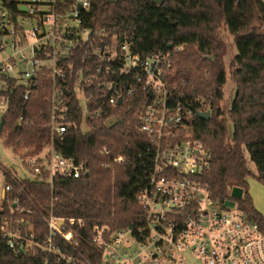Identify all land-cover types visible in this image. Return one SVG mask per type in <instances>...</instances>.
Listing matches in <instances>:
<instances>
[{"label":"built area","instance_id":"1","mask_svg":"<svg viewBox=\"0 0 264 264\" xmlns=\"http://www.w3.org/2000/svg\"><path fill=\"white\" fill-rule=\"evenodd\" d=\"M90 6L89 0H0V136L8 143L5 119L17 96L19 122L31 124L23 112L37 88L46 93L50 121V137L41 150L9 145L31 177L18 179L3 170L0 197L13 189L5 184L7 176L16 183L46 179L51 188L55 179L87 176V162L66 157L57 147L74 115L81 111L82 126L90 129L89 120L117 118L120 105L137 101L131 127L147 140L139 156L149 158L135 194L140 211L129 226L93 227L101 263L264 264V232L236 202L221 204L203 180L213 157L193 130L198 113L211 114L207 101L171 84L164 69L168 51L142 54L127 37L88 27ZM125 162L117 155L104 167L113 170ZM17 202L10 215L0 216V242L15 257L47 254L66 264H91L79 253L64 251H76L73 226L82 227V220L51 212L45 218L49 232L37 240L31 224L13 217Z\"/></svg>","mask_w":264,"mask_h":264},{"label":"trees","instance_id":"2","mask_svg":"<svg viewBox=\"0 0 264 264\" xmlns=\"http://www.w3.org/2000/svg\"><path fill=\"white\" fill-rule=\"evenodd\" d=\"M89 1L90 11L85 18L88 27L104 29L109 36H125L142 54L168 51L170 57L164 69L171 84H176L179 92L199 95L207 101L211 117L208 121L197 118L193 130L194 137L213 157L212 168L203 180L221 204L234 200L238 209L264 232V216L253 203L247 180L254 176L264 185V0H163L161 4L154 0ZM222 28L234 37L236 47L229 70ZM228 76L235 93L226 107L222 101ZM45 94L37 88L23 112L31 124L19 122L22 103L17 96L5 119L10 146L35 151L43 148L50 137ZM136 103L129 100L118 107L114 116L119 122L112 128L107 127L110 116L105 115L89 120L91 127L84 131L78 111L65 140L57 147L64 156L87 162L90 173L80 179H55L53 188L46 179L16 183L7 176L5 184L13 189L2 198L0 216L10 215L17 199L13 217L31 224L37 240L48 234L45 218L51 212L59 218L82 220V227L73 226L76 251L68 247L64 251L79 253L91 264H102L101 253L92 243L93 227L129 226L137 221L140 211L135 194L142 164H149V158L139 156L147 140L131 127L130 111ZM105 148L108 153L101 154ZM117 155H124L126 162L113 170L104 167ZM248 160L255 164V175ZM234 188L243 190L240 199L231 197ZM45 262L66 264L47 254L15 257L0 242V264Z\"/></svg>","mask_w":264,"mask_h":264},{"label":"rangeland","instance_id":"3","mask_svg":"<svg viewBox=\"0 0 264 264\" xmlns=\"http://www.w3.org/2000/svg\"><path fill=\"white\" fill-rule=\"evenodd\" d=\"M221 37L225 42L227 48V56L225 57V63L227 70H229L230 63L236 54V47L234 43V37L224 28L221 29ZM235 93V86L228 76V80L224 86V100L222 105L229 107ZM84 131H88L89 128L83 126ZM232 130V128H231ZM17 153L9 147V144L6 143V140L3 136H0V187H2V182L4 180L3 170L10 172L13 176L18 179L24 178V176H30V173L21 167L20 160L16 158ZM248 166L253 172V175L256 174L255 164L248 160ZM249 192L252 197L255 207L263 214L264 216V185L256 180L254 176H250L248 179ZM0 210H3V202L0 197Z\"/></svg>","mask_w":264,"mask_h":264},{"label":"water","instance_id":"4","mask_svg":"<svg viewBox=\"0 0 264 264\" xmlns=\"http://www.w3.org/2000/svg\"><path fill=\"white\" fill-rule=\"evenodd\" d=\"M157 4H161L162 2H163V0H154ZM109 2H111V3H116V2H118V0H109ZM80 8V7H79ZM169 48H173V44H169V46H168ZM210 59H212V57H210ZM67 94H68V91L66 92ZM121 102V100L119 101V103ZM198 116H199V118L201 119V120H206V121H208L209 119H210V117H211V114H210V112L209 111H206V112H200V113H198ZM118 123V119L117 118H112V119H110V120H108L107 122H106V125H107V127L108 128H112L113 126H115L116 124ZM1 127H2V124H0V131H1ZM4 191H2V193H3ZM242 195H243V190L242 189H240V188H234L233 190H232V193H231V197L233 198V199H240L241 197H242ZM227 206H229V207H234V205H235V201L234 200H230V201H228L227 203Z\"/></svg>","mask_w":264,"mask_h":264}]
</instances>
